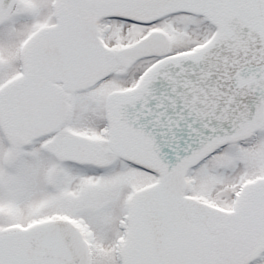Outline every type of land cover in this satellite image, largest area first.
Masks as SVG:
<instances>
[{
	"label": "snow or ice",
	"instance_id": "obj_1",
	"mask_svg": "<svg viewBox=\"0 0 264 264\" xmlns=\"http://www.w3.org/2000/svg\"><path fill=\"white\" fill-rule=\"evenodd\" d=\"M0 264H264V0H0Z\"/></svg>",
	"mask_w": 264,
	"mask_h": 264
}]
</instances>
